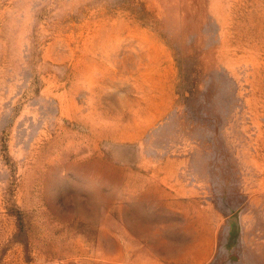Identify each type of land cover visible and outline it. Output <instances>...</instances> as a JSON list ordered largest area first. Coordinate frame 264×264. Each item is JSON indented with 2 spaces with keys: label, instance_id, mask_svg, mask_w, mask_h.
Masks as SVG:
<instances>
[{
  "label": "rangeland",
  "instance_id": "374dc122",
  "mask_svg": "<svg viewBox=\"0 0 264 264\" xmlns=\"http://www.w3.org/2000/svg\"><path fill=\"white\" fill-rule=\"evenodd\" d=\"M0 264H264V0H0Z\"/></svg>",
  "mask_w": 264,
  "mask_h": 264
}]
</instances>
